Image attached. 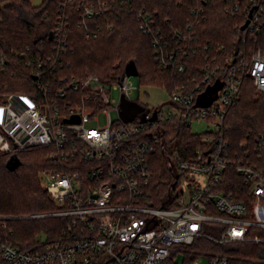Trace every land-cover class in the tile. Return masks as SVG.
<instances>
[{
    "label": "built area",
    "instance_id": "1",
    "mask_svg": "<svg viewBox=\"0 0 264 264\" xmlns=\"http://www.w3.org/2000/svg\"><path fill=\"white\" fill-rule=\"evenodd\" d=\"M226 2L225 13L241 22L235 26L240 47L233 53L218 44L205 47L204 65L155 109L131 99L135 89L124 72L113 82L120 86L116 122L107 109L111 97L97 75L57 72L74 55L70 30L76 20L88 39H97L114 28L107 15L131 10L123 6L125 0L59 2L53 51L32 53L27 60L33 90L0 100V152H46L51 167L39 173V180L55 211L23 218L67 223L57 236H37L26 250L0 241L4 264H178L179 256L182 264H231L225 249L232 245L264 249V127L250 128L238 142L229 122L250 87L264 94V0ZM191 14L194 22L184 35L166 32L146 9L137 13L160 70L188 72L178 59L194 46L200 49L195 29L206 19L200 6ZM7 57L0 51L4 72ZM124 98L144 108L130 122L121 116ZM99 112L108 115V125L90 126ZM75 116L79 122H71ZM173 122H185L202 136L188 159L177 149L168 152L167 126ZM203 122L209 131L195 133L193 124ZM159 148L167 153L171 173L164 191L153 170Z\"/></svg>",
    "mask_w": 264,
    "mask_h": 264
},
{
    "label": "trees",
    "instance_id": "2",
    "mask_svg": "<svg viewBox=\"0 0 264 264\" xmlns=\"http://www.w3.org/2000/svg\"><path fill=\"white\" fill-rule=\"evenodd\" d=\"M61 0H44L34 7L31 0H0V51L8 59L7 71L0 70V100L12 92L30 93L33 78L26 67L30 54L49 55L53 51L51 32L55 29L58 17V4ZM124 7L130 13L107 15L113 24L112 30L104 29L97 39H88L77 20L70 30V48L74 55L69 57L66 66L57 72L59 76H82L86 71L97 75L101 80L117 81L125 72L128 63L135 62L139 77L146 85H161L171 91L177 83L188 80L198 66H203L210 44L222 45L231 53L239 48L240 33L235 30L238 20L227 13L226 0H125ZM204 9L206 19L195 29L200 49L194 46L193 52L179 57V63L188 68L187 73L160 70L155 62L151 39L138 27L136 15L146 9L158 24L171 32L183 33L194 22L191 11L196 7ZM105 21L101 17L99 22ZM172 42L174 40L171 36ZM19 53V56L16 54ZM231 136L239 142L245 138L250 128L264 127V94L250 87L243 94L239 104L230 112ZM167 141L179 150L185 159L190 158L195 148L201 144V135L194 134L185 122H173L167 126ZM167 142V143H168ZM159 148L155 153L158 172L157 184L163 191L171 184V173L167 166V153ZM22 165L12 172L7 168L10 155H0V241L26 250L32 247L39 235L57 236L67 220L63 218L24 219L32 215L55 211L48 192L40 186L39 173L51 167L46 152L34 150L18 154ZM225 251L231 255V264H264V249L256 245H232ZM0 264H4L1 259Z\"/></svg>",
    "mask_w": 264,
    "mask_h": 264
},
{
    "label": "rangeland",
    "instance_id": "3",
    "mask_svg": "<svg viewBox=\"0 0 264 264\" xmlns=\"http://www.w3.org/2000/svg\"><path fill=\"white\" fill-rule=\"evenodd\" d=\"M43 1L44 0H31V3L34 7H37V6H40L43 3ZM235 22H236L235 26L241 23L239 20H236ZM86 72H89V71H86ZM102 82L105 84V89H107L105 90L106 94H108L112 100L111 105L108 106L107 109L110 111V116L112 117L113 121L116 122L119 120V114L115 107L118 105L117 103L119 102V99H120V86L114 87L113 82L115 81L102 80ZM129 82H130V85L135 89L131 99L139 102L140 104H142L148 109H155L169 100V91H167L166 87H163L161 85H156V84L146 85L141 81V78L139 76L131 77ZM95 119H96L95 121L94 119L91 120V122L89 123L90 126L106 127L108 125V115L106 113H103V112L96 113ZM205 123L206 122L194 123L192 127L193 131L198 134H202V133H205L206 131H209ZM171 151H172V147H169L168 152L170 153ZM0 155H2L1 152H0ZM157 164L158 162L156 159L155 173L158 174L160 172H158L159 168ZM39 183L41 186L40 180H39ZM176 262L178 264H182L183 257L179 256Z\"/></svg>",
    "mask_w": 264,
    "mask_h": 264
},
{
    "label": "water",
    "instance_id": "4",
    "mask_svg": "<svg viewBox=\"0 0 264 264\" xmlns=\"http://www.w3.org/2000/svg\"><path fill=\"white\" fill-rule=\"evenodd\" d=\"M52 38V34H50V39ZM125 73L128 76L131 77H136L139 76V70L137 68V65L135 62H130L127 64L126 68H125ZM206 97V95L202 96L201 99H204ZM212 100L209 102L211 103ZM122 113L121 116L123 118V120H125L126 122H130L135 120V118L138 116V114H140L141 112L144 111V108L142 106H139V104L137 102L134 101H129L127 99H123V105H122ZM71 122H79V118L77 116H75ZM22 165V161L19 158L18 155H12L10 156L8 162H7V168L14 172L16 171L18 168H20V166Z\"/></svg>",
    "mask_w": 264,
    "mask_h": 264
}]
</instances>
